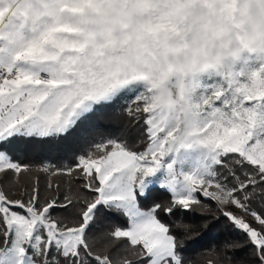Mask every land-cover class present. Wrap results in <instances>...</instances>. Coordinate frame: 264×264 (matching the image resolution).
<instances>
[{
    "label": "snow or ice",
    "instance_id": "snow-or-ice-1",
    "mask_svg": "<svg viewBox=\"0 0 264 264\" xmlns=\"http://www.w3.org/2000/svg\"><path fill=\"white\" fill-rule=\"evenodd\" d=\"M93 2L0 0V264H264V70L197 83L177 144L145 85L91 63Z\"/></svg>",
    "mask_w": 264,
    "mask_h": 264
},
{
    "label": "clouds",
    "instance_id": "clouds-1",
    "mask_svg": "<svg viewBox=\"0 0 264 264\" xmlns=\"http://www.w3.org/2000/svg\"><path fill=\"white\" fill-rule=\"evenodd\" d=\"M85 15L97 72L145 85L153 115L177 130V144L197 131V83L264 70V0H94Z\"/></svg>",
    "mask_w": 264,
    "mask_h": 264
},
{
    "label": "trees",
    "instance_id": "trees-1",
    "mask_svg": "<svg viewBox=\"0 0 264 264\" xmlns=\"http://www.w3.org/2000/svg\"><path fill=\"white\" fill-rule=\"evenodd\" d=\"M117 117V118H115ZM117 119V120H116ZM124 119L122 117H118V116H111V115H105L101 120H100V124L101 126L110 129L113 133L119 131L123 126H124ZM74 145L69 142L67 145V150L70 152L73 149ZM54 163H56L57 161H53ZM153 199L156 200H166L169 199V196L166 192L156 189L152 195ZM162 218L167 220V217H163ZM123 222V221H121ZM227 224V221L222 220L219 224H214L212 229L209 232V236L208 238H205L203 240L200 241L199 245L196 247H190L189 249V254H194L195 252L199 251L202 248L208 247L211 243L213 242H219L222 241L225 237L230 236V235H234L233 233H231L229 230H227L225 228V225ZM198 230H201L198 227ZM211 237H217L218 239L216 241H213L211 239ZM237 239H243V237L240 236H236ZM247 253V249H245L244 251L238 253L239 256L243 257L245 256Z\"/></svg>",
    "mask_w": 264,
    "mask_h": 264
},
{
    "label": "rangeland",
    "instance_id": "rangeland-1",
    "mask_svg": "<svg viewBox=\"0 0 264 264\" xmlns=\"http://www.w3.org/2000/svg\"><path fill=\"white\" fill-rule=\"evenodd\" d=\"M115 118H117V117H115ZM117 120V119H116Z\"/></svg>",
    "mask_w": 264,
    "mask_h": 264
}]
</instances>
